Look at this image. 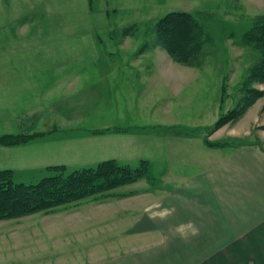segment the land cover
Here are the masks:
<instances>
[{
	"label": "rangeland",
	"instance_id": "obj_1",
	"mask_svg": "<svg viewBox=\"0 0 264 264\" xmlns=\"http://www.w3.org/2000/svg\"><path fill=\"white\" fill-rule=\"evenodd\" d=\"M176 10L196 14L210 37L192 66L157 41L155 22ZM261 15L264 0H0V76L10 77L0 101L6 86L19 97L17 110L15 101L0 108V136L36 134L25 144H0V170L36 183L53 165L75 170L115 159L138 167L147 159L154 182L142 178L115 191H160L174 185L162 181L166 171L191 174L192 160L216 153L205 138L264 149V95L210 133L244 101L260 53L242 37ZM252 86L264 90V83ZM30 96L38 100L26 104ZM77 205L0 220V264H38L62 253L63 240L88 216V205Z\"/></svg>",
	"mask_w": 264,
	"mask_h": 264
},
{
	"label": "crops",
	"instance_id": "obj_2",
	"mask_svg": "<svg viewBox=\"0 0 264 264\" xmlns=\"http://www.w3.org/2000/svg\"><path fill=\"white\" fill-rule=\"evenodd\" d=\"M8 78L2 73L0 87ZM65 79L70 85L72 78ZM16 90L6 86L0 108L15 101L17 110ZM34 97L26 104L38 100ZM210 148L216 153L192 160L191 174L166 171L162 181L174 182L170 189H114L110 197L77 205L89 206L78 234L63 240L68 245L62 253L50 252L38 264L53 259L62 264H264V149L255 144ZM80 243L77 251L71 247ZM92 244L96 248L87 250Z\"/></svg>",
	"mask_w": 264,
	"mask_h": 264
},
{
	"label": "trees",
	"instance_id": "obj_3",
	"mask_svg": "<svg viewBox=\"0 0 264 264\" xmlns=\"http://www.w3.org/2000/svg\"><path fill=\"white\" fill-rule=\"evenodd\" d=\"M157 41L183 65H194L203 47L210 42L206 29L196 14L189 11H171L155 22ZM127 32V31H126ZM243 42L260 53V58L251 67L248 79L244 82L243 102L234 110L222 115L211 127L210 133L241 118L246 110L264 90L253 88V83H264V15L259 16L244 33ZM36 134L16 133L0 136L4 146L28 143ZM210 147H226L227 143L213 142L205 138ZM152 164L146 159L138 167L121 163L115 159L104 160L96 166L69 170L66 165L48 167L51 174L36 183H23L14 180L11 169L0 170V220L49 212L60 206L80 204L85 200L105 199L111 191L134 183L142 178L154 179Z\"/></svg>",
	"mask_w": 264,
	"mask_h": 264
}]
</instances>
